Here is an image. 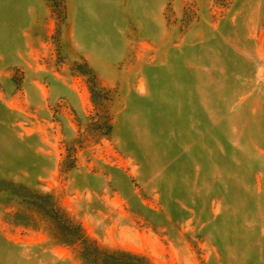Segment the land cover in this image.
Returning a JSON list of instances; mask_svg holds the SVG:
<instances>
[{
	"label": "rangeland",
	"instance_id": "rangeland-1",
	"mask_svg": "<svg viewBox=\"0 0 264 264\" xmlns=\"http://www.w3.org/2000/svg\"><path fill=\"white\" fill-rule=\"evenodd\" d=\"M20 4L0 264H84L66 217L153 264H264V0Z\"/></svg>",
	"mask_w": 264,
	"mask_h": 264
},
{
	"label": "trees",
	"instance_id": "trees-1",
	"mask_svg": "<svg viewBox=\"0 0 264 264\" xmlns=\"http://www.w3.org/2000/svg\"><path fill=\"white\" fill-rule=\"evenodd\" d=\"M66 244H78V256L84 264H153L147 257L121 249L97 245L84 233L80 224L69 217L62 219Z\"/></svg>",
	"mask_w": 264,
	"mask_h": 264
},
{
	"label": "crops",
	"instance_id": "crops-1",
	"mask_svg": "<svg viewBox=\"0 0 264 264\" xmlns=\"http://www.w3.org/2000/svg\"><path fill=\"white\" fill-rule=\"evenodd\" d=\"M10 1H11L10 5L13 7L15 6V9L12 12H10L9 10L6 9L5 14L0 16V22L3 23V24H0V25H2L1 30H0V39H2V40H5L8 38L6 36V35H8L7 33L13 31L12 27H14L15 23L17 22L16 18L19 15L22 16V13H23V11H22L23 9L21 7L20 0H13V1L10 0ZM7 3H4L2 0H0V9H1V7L6 8ZM9 23H12V24H9Z\"/></svg>",
	"mask_w": 264,
	"mask_h": 264
}]
</instances>
